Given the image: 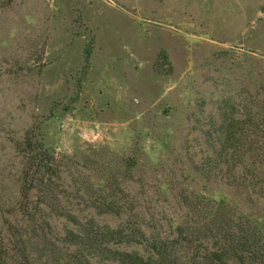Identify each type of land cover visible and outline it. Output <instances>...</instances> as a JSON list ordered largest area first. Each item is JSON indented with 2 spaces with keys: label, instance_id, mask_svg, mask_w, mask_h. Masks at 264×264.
<instances>
[{
  "label": "rangeland",
  "instance_id": "1",
  "mask_svg": "<svg viewBox=\"0 0 264 264\" xmlns=\"http://www.w3.org/2000/svg\"><path fill=\"white\" fill-rule=\"evenodd\" d=\"M246 106L259 126L264 0H13L0 9V178L19 167L11 140L35 124L56 157L96 168L78 169L94 187L115 179L134 194L154 234L180 213V190L264 223V160L249 167L262 180L252 190L213 167ZM251 132L264 155V126ZM127 156L136 166L123 176ZM206 158L207 179L195 173Z\"/></svg>",
  "mask_w": 264,
  "mask_h": 264
},
{
  "label": "trees",
  "instance_id": "2",
  "mask_svg": "<svg viewBox=\"0 0 264 264\" xmlns=\"http://www.w3.org/2000/svg\"><path fill=\"white\" fill-rule=\"evenodd\" d=\"M3 1L0 9L13 2ZM90 56L85 52V68ZM246 108L243 124L231 126L213 167H228V180H242L235 187L252 190L262 180L249 167L264 155L256 153L250 136L264 118L257 126ZM37 128L33 124L11 140L19 167L0 178V264H264V223L252 210L180 190L174 197L180 213L166 219L167 234H154L153 219L139 210L134 194L115 179L94 187L93 175L83 178L78 170L94 166L56 157ZM227 147L232 153L226 155ZM208 159L195 171L206 179L212 171ZM135 166V157H124L122 175ZM103 216L116 224H100Z\"/></svg>",
  "mask_w": 264,
  "mask_h": 264
}]
</instances>
